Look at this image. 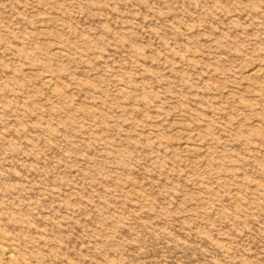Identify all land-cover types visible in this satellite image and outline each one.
Segmentation results:
<instances>
[{
  "label": "rangeland",
  "instance_id": "obj_1",
  "mask_svg": "<svg viewBox=\"0 0 264 264\" xmlns=\"http://www.w3.org/2000/svg\"><path fill=\"white\" fill-rule=\"evenodd\" d=\"M0 245L264 264V0H0Z\"/></svg>",
  "mask_w": 264,
  "mask_h": 264
},
{
  "label": "bare ground",
  "instance_id": "obj_2",
  "mask_svg": "<svg viewBox=\"0 0 264 264\" xmlns=\"http://www.w3.org/2000/svg\"><path fill=\"white\" fill-rule=\"evenodd\" d=\"M260 73H261V72H260ZM254 74H255V73H254ZM258 74H259V73H258ZM260 75H261V74H260ZM253 76H254V75H253ZM43 80H44V79H43ZM45 83H46V84H50L51 81H50L49 79L46 78V79H45ZM53 83H54V82H53ZM52 85H53V84H52ZM242 103H243V102H242ZM242 103H241V104H242ZM0 246H1V245H0ZM1 248H2V247H1ZM2 249L6 250L4 247H3ZM0 250H1V249H0ZM2 253H3V252H2ZM7 253H9V252H7ZM10 256H11V254H10ZM10 256L8 255V258H9ZM12 256H14V255H12ZM11 259H12V258H11ZM11 259H10V260H11ZM13 259H14V258H13ZM9 262H10V261H9Z\"/></svg>",
  "mask_w": 264,
  "mask_h": 264
}]
</instances>
